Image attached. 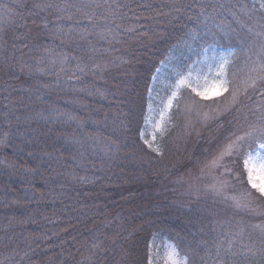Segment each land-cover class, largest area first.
<instances>
[{
    "label": "trees",
    "instance_id": "trees-1",
    "mask_svg": "<svg viewBox=\"0 0 264 264\" xmlns=\"http://www.w3.org/2000/svg\"><path fill=\"white\" fill-rule=\"evenodd\" d=\"M209 46L233 49L227 91L182 87L149 147L154 74ZM260 65L257 0H0V264H149L153 237L186 264H264L243 163L264 139L246 135L264 124ZM225 144L216 171L241 205L202 183Z\"/></svg>",
    "mask_w": 264,
    "mask_h": 264
},
{
    "label": "rangeland",
    "instance_id": "rangeland-1",
    "mask_svg": "<svg viewBox=\"0 0 264 264\" xmlns=\"http://www.w3.org/2000/svg\"><path fill=\"white\" fill-rule=\"evenodd\" d=\"M257 2L260 6L264 4V0H257ZM232 53V48L209 46L194 55L192 60L181 59L179 53H175L174 57L161 64L151 82L147 111L141 130V137L149 147L158 148V136L164 128L178 92L182 87H188L191 90L196 88L198 91H203L205 88L221 81H226L224 84V87H226V68ZM221 72L224 73L223 76L220 75ZM189 74H191V78H189ZM182 79L185 80V84L179 83ZM200 97L205 98L203 96ZM259 143H264V139ZM228 146L227 144L219 146L216 150L217 153L204 165L205 173L202 183L204 188L209 189L213 194L226 195L233 198V204L241 205V199L234 197L230 193H224L223 186L225 182L221 177H218L219 172L216 171V168L223 162V159H219V157ZM244 171L247 183L251 186L245 167ZM199 188L200 186L197 183H193L190 190L197 193ZM172 246H174L173 243L165 238L153 237L149 248V264H172V260L169 259ZM174 249L178 253L175 246ZM175 259L181 264H186V259L179 253Z\"/></svg>",
    "mask_w": 264,
    "mask_h": 264
},
{
    "label": "snow or ice",
    "instance_id": "snow-or-ice-1",
    "mask_svg": "<svg viewBox=\"0 0 264 264\" xmlns=\"http://www.w3.org/2000/svg\"><path fill=\"white\" fill-rule=\"evenodd\" d=\"M264 7V4L261 5ZM226 62V61H225ZM257 69H254L256 71ZM259 71H264V65L259 66ZM223 72L220 73L223 76ZM191 78V74H189ZM259 80H264V76L257 77ZM257 80H252V86H255ZM180 84H185V80H181ZM226 81H221L218 84H213L211 87L205 88L203 91H198L196 88L192 90L196 92L197 95L203 96L205 98H211L213 96H220L227 88L224 87ZM179 86V85H178ZM190 87V85H188ZM235 99V98H234ZM259 134L260 137L264 138V124L259 127L253 128L246 135L251 136L253 134ZM244 137H237V140H243ZM233 145H229L220 155L219 159H223L225 155L232 154ZM244 167L248 173V181L252 188L256 189L259 194L264 197V143H258V146L253 150L245 154ZM178 253L175 252L174 246H172V252L169 253V259L172 260V264H181L175 258Z\"/></svg>",
    "mask_w": 264,
    "mask_h": 264
}]
</instances>
